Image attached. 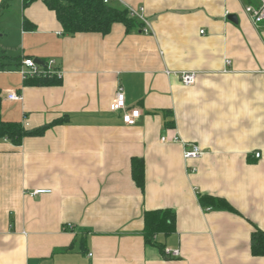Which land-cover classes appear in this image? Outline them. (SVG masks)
<instances>
[{"label": "crops", "instance_id": "obj_1", "mask_svg": "<svg viewBox=\"0 0 264 264\" xmlns=\"http://www.w3.org/2000/svg\"><path fill=\"white\" fill-rule=\"evenodd\" d=\"M110 2L144 7L151 32L139 22L64 33L43 0H0L2 117L27 129L61 120L20 145L0 139V264H264L252 252L264 230V22L245 11L259 0ZM26 57L56 59L63 78L26 83ZM185 71L195 83L182 82ZM119 86L141 110L134 125L111 109ZM174 134L202 156L186 160L182 143L161 140ZM199 194L239 213L207 210ZM156 209L176 213V231L155 236L164 252L143 234Z\"/></svg>", "mask_w": 264, "mask_h": 264}, {"label": "trees", "instance_id": "obj_2", "mask_svg": "<svg viewBox=\"0 0 264 264\" xmlns=\"http://www.w3.org/2000/svg\"><path fill=\"white\" fill-rule=\"evenodd\" d=\"M36 0H23V5L28 6ZM53 10L64 33L75 34L78 32H97L107 35L115 23H123L127 30H131L139 21L129 15L126 7H119L105 0H43ZM141 23V22H140ZM25 29H34L35 25L24 18ZM20 62L18 63V66ZM56 77H33L28 78L26 83L47 84L59 82ZM164 115L171 117L170 111L164 110ZM55 120L52 123L38 128L27 129L22 121L5 120L2 117V96L0 90V139H8L16 145H20L26 136L43 134L52 125L60 123ZM171 123V121H168ZM132 175L136 184L144 188V160L139 157L132 159ZM199 202L203 208L221 209L235 213L239 211L225 198L208 194H199ZM144 239L146 244H155L164 252V245L155 241L159 233L165 235L176 231V213L171 209L147 210L144 212ZM252 252L254 255H264V230L257 227L252 233Z\"/></svg>", "mask_w": 264, "mask_h": 264}, {"label": "built area", "instance_id": "obj_3", "mask_svg": "<svg viewBox=\"0 0 264 264\" xmlns=\"http://www.w3.org/2000/svg\"><path fill=\"white\" fill-rule=\"evenodd\" d=\"M106 3H109L110 0H105ZM129 11V15L131 17L136 18L139 22L144 24L143 30L148 33L151 32V26L146 18L145 15V8L144 7H132L126 6ZM246 13L251 18L252 22L255 25H259L260 23L264 22V0H259L258 5L249 4L245 7ZM231 60H227V64H229ZM17 71L22 75L24 79L33 78V77H56L58 79L63 78V70L58 66L57 60L51 58L46 61H42V63L36 61L33 57H26L22 60L20 65L17 68ZM196 72L192 71H185L181 73L182 82L185 85H191L196 81ZM22 94L17 91H8V99L11 100H21ZM111 109L113 111H122L123 112V120L128 125L136 124L138 118L141 116L140 108H132L128 109L126 96L124 89L119 86L115 100L112 104ZM163 142H180L184 146V158L186 160L190 159H198L204 153L203 149L196 143L188 142L181 139L178 135L174 134L173 136L169 137L167 135H163L161 137ZM260 154L257 153V156ZM50 190L40 189L36 190L35 194H41L48 192ZM72 225H68L67 228H71ZM167 252H170L168 249ZM173 254H177L176 251H171ZM92 255V253H90Z\"/></svg>", "mask_w": 264, "mask_h": 264}, {"label": "water", "instance_id": "obj_4", "mask_svg": "<svg viewBox=\"0 0 264 264\" xmlns=\"http://www.w3.org/2000/svg\"><path fill=\"white\" fill-rule=\"evenodd\" d=\"M229 18H230L231 20L237 21V17H236L235 15H233V14H231V15L229 16ZM36 61L42 63L41 60L36 59Z\"/></svg>", "mask_w": 264, "mask_h": 264}, {"label": "rangeland", "instance_id": "obj_5", "mask_svg": "<svg viewBox=\"0 0 264 264\" xmlns=\"http://www.w3.org/2000/svg\"><path fill=\"white\" fill-rule=\"evenodd\" d=\"M13 36V35H12ZM14 41L17 43L18 42V39H14V37L12 38V42L14 43Z\"/></svg>", "mask_w": 264, "mask_h": 264}]
</instances>
